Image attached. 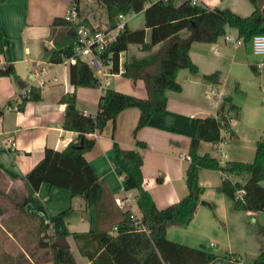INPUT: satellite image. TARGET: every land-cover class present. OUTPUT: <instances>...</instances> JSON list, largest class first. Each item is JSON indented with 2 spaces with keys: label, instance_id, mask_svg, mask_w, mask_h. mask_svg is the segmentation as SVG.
<instances>
[{
  "label": "crops",
  "instance_id": "1",
  "mask_svg": "<svg viewBox=\"0 0 264 264\" xmlns=\"http://www.w3.org/2000/svg\"><path fill=\"white\" fill-rule=\"evenodd\" d=\"M73 2L77 5L80 21L94 28L110 27L106 8L100 0L0 2L3 42L0 64H11L16 74V77L0 76V191L4 192H0V264H52L48 260H32L26 253V247L34 249L32 239L25 236L29 234L27 226L20 227L11 222L10 227H5L3 221L14 218L16 207L13 204L22 201L27 193L25 173L41 159L44 149H61L77 134L62 127L65 105L59 100L60 96L74 90L79 110L93 114L98 109L101 95L98 86L74 87L69 81L70 64L49 61L55 48L50 35L52 21L55 17L63 18ZM198 3L209 8H229L240 15H247L253 9L246 0H198ZM126 19L129 29L144 27L143 11L128 13ZM58 28L62 26H54V29ZM144 29L145 40H148L149 29ZM178 33L181 37L194 34L188 28ZM225 34L238 38L233 27H227ZM224 35L212 42H191L188 54L197 71L177 70L180 90L166 91L165 110L153 114L145 126L134 133L139 110L127 107L117 113L113 122L109 120L101 131L89 134L94 137V144L84 156L113 197L129 198L135 207L136 190L124 188L123 174L114 162L113 141L123 148H132L136 147L135 140H140L145 143V146L138 147L142 157L143 186L158 208L178 201L187 191L184 172L188 159L185 155L194 121L197 117L215 115L224 95H229L237 105V109L228 111L235 135L226 134L220 143L221 150L224 147V160L253 159L255 141L264 129V64L256 68L260 57L253 54L250 41L238 38L240 41L232 44L224 39ZM158 46L155 44L151 50H141L138 43H130L118 54V68L123 69L124 60L147 56ZM215 70L219 72L218 82L203 78V74ZM108 78L110 88L138 97L146 96L141 79L133 80L120 71ZM30 85L41 87L39 100L27 101L19 110L3 109L15 100L24 86ZM8 137L15 141L14 151L10 150ZM212 149L215 145L210 142L201 141L198 145L200 154L208 152L217 157ZM228 176L240 183L249 178L246 172H234ZM222 178L223 173L219 170L199 169L198 182L203 192L193 217L186 226H167L166 236L192 247L207 249L209 245L207 250L217 256L207 264H251L264 248V235L256 229L257 225H264V210L234 209L232 200L218 190ZM260 184L264 187V178ZM35 195L42 201L48 215L71 208L65 218L70 232L66 239L71 254L76 264H90L89 253L97 257L100 252H94L96 241L86 243L83 247L86 254H83L79 248L81 241L72 234L94 229V206L86 205L81 195H71L65 188L46 183L39 185ZM115 234L136 259L143 257L148 245L144 227ZM4 253L10 256L3 258ZM105 259L98 264H110Z\"/></svg>",
  "mask_w": 264,
  "mask_h": 264
},
{
  "label": "trees",
  "instance_id": "2",
  "mask_svg": "<svg viewBox=\"0 0 264 264\" xmlns=\"http://www.w3.org/2000/svg\"><path fill=\"white\" fill-rule=\"evenodd\" d=\"M100 1L106 8L110 26L116 23L118 13L143 11L144 27L129 29L125 26L107 44L104 55L111 53L113 71H118L119 52L125 51L130 43H138L141 50H151L155 44H159L147 56L132 57L124 60L122 64L124 76L143 81L146 96L138 97L108 87L99 96L97 111L91 114L77 108L74 90L63 93L59 98L65 105L62 127L77 134L61 149H44L41 159L25 173L27 193L22 201L13 204L16 207L14 218L2 220L3 224L10 227V223L14 222L20 227H28L29 234L26 233L25 236L32 239L34 249L26 247L25 251L32 260H48L52 264H76L66 239L70 232L65 218L71 208L48 215L42 201L35 195L39 185L46 183L65 188L71 195H81L86 205L94 206V229L91 232L72 234L81 241L79 248L83 254H86L83 250L86 243L93 239L96 241L94 252H100L97 257L89 253L92 260L90 264H98L102 258L109 260L110 264H207L217 256L215 253L204 247H192L170 240L166 236L167 226H186L193 217L203 192V187L198 182L199 169H215L223 173L218 190L232 200L234 209L264 210V187L260 184L264 178V129L255 141L251 161L226 160L221 164L216 156L208 152H198L201 141L215 144L223 141L226 134L235 135L228 111L237 109V105L229 95L223 96L215 115L195 119L187 150L189 159L184 172L187 191L178 201L163 208L155 205L151 194L143 186L142 157L138 147L145 146V143L135 140L136 147L123 148L113 141L114 162L123 174L124 188L136 190L134 205L139 212V219H135L129 209H123L115 203L114 197L105 183L96 176L84 153L94 144V137L89 134L101 131L109 120L113 122L122 109L136 107L139 110L134 133L145 126L153 114L165 110L166 91L180 90V84L176 80L177 70L188 68L192 72L197 71L188 54L192 41H215L225 34L227 27L235 28L238 38L244 42L250 41L254 34L264 33V0H249L253 9L247 15H240L229 8H209L204 4L192 3L191 0ZM55 25L62 28L56 30ZM144 28L149 29L148 40H145ZM183 28L191 30L193 36L181 37L178 32ZM50 35L55 48L49 61L60 62L64 56L73 53L75 26L71 22L55 17ZM2 53L0 30V59ZM3 75L16 77L11 64H0V76ZM203 78L218 82L219 72L215 70L203 74ZM69 81L74 87L96 86V75L84 60L78 59L69 65ZM40 98L41 87L30 85L19 103V108L22 109L27 101H37ZM234 172H246L249 178L244 183L232 181L228 175ZM239 188L244 190L241 198L235 195ZM141 227L147 230L148 245L143 257L138 260L115 233ZM256 229L264 235V225L259 224ZM8 255L4 253L3 258ZM251 264H264V248Z\"/></svg>",
  "mask_w": 264,
  "mask_h": 264
},
{
  "label": "built area",
  "instance_id": "3",
  "mask_svg": "<svg viewBox=\"0 0 264 264\" xmlns=\"http://www.w3.org/2000/svg\"><path fill=\"white\" fill-rule=\"evenodd\" d=\"M192 3H198V0H191ZM63 18L71 22L75 26V43L73 53L63 58V62L67 64H73L78 59H83L89 65L91 70L96 74V86L101 92H104L111 84L109 75H112L113 61L111 53L104 55V50L107 44L114 39L117 34L123 30L126 26L127 19L126 14L118 13L116 16V23L108 28H94L90 25L80 21L77 17V6L73 2L67 8ZM224 39L232 44L238 43L240 40L229 34L224 35ZM251 50L253 54L260 57V60L255 64L256 68H261L264 64V33L254 34L250 39ZM118 71L123 72V69ZM29 86H24L17 94L15 100L12 103L6 104L3 109L7 110H19V103L21 102L24 94L28 91ZM2 109V110H3ZM1 112V110H0ZM94 133V132H93ZM10 144V150L14 151L16 148L15 141L11 138H7ZM221 141L215 143V148L218 150V161L224 163V152L220 148ZM186 159H189V155H185ZM244 190L239 188L235 191V195L238 198L242 197ZM114 201L123 209H129L135 219H139V212L134 207L129 198L121 199L120 197H114ZM115 229V227H114Z\"/></svg>",
  "mask_w": 264,
  "mask_h": 264
},
{
  "label": "rangeland",
  "instance_id": "4",
  "mask_svg": "<svg viewBox=\"0 0 264 264\" xmlns=\"http://www.w3.org/2000/svg\"><path fill=\"white\" fill-rule=\"evenodd\" d=\"M250 5H251V3H250V1L249 0H246ZM223 150H224V147L222 148ZM212 151H213V153L214 154H216V155H218V150L215 148V149H212ZM207 249H209V245H207ZM206 249V250H207ZM209 251V250H208Z\"/></svg>",
  "mask_w": 264,
  "mask_h": 264
}]
</instances>
